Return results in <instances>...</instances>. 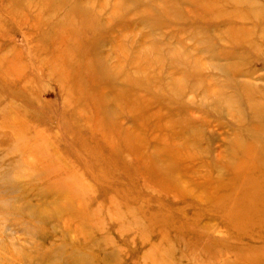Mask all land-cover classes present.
I'll use <instances>...</instances> for the list:
<instances>
[{
	"label": "rangeland",
	"instance_id": "1",
	"mask_svg": "<svg viewBox=\"0 0 264 264\" xmlns=\"http://www.w3.org/2000/svg\"><path fill=\"white\" fill-rule=\"evenodd\" d=\"M0 264H264V0H0Z\"/></svg>",
	"mask_w": 264,
	"mask_h": 264
}]
</instances>
